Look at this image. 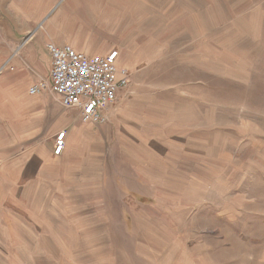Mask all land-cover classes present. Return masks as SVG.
I'll use <instances>...</instances> for the list:
<instances>
[{
    "label": "rangeland",
    "instance_id": "obj_1",
    "mask_svg": "<svg viewBox=\"0 0 264 264\" xmlns=\"http://www.w3.org/2000/svg\"><path fill=\"white\" fill-rule=\"evenodd\" d=\"M57 1L0 0V264H264V0L40 23ZM46 26L78 51H118L130 73L68 158L6 106L33 77L19 51L32 36L42 49Z\"/></svg>",
    "mask_w": 264,
    "mask_h": 264
},
{
    "label": "crops",
    "instance_id": "obj_2",
    "mask_svg": "<svg viewBox=\"0 0 264 264\" xmlns=\"http://www.w3.org/2000/svg\"><path fill=\"white\" fill-rule=\"evenodd\" d=\"M55 1L57 0H41L43 3H40L37 6H49ZM121 1H125L126 3ZM135 1L142 2L143 0H58L55 4H53V6H51L52 8H55L52 13L48 12L40 23H59L70 21L80 23H100L102 21L100 18L107 20L112 13L117 12V9L134 7L133 2ZM135 5H137V7L142 6L141 4L138 5V3ZM43 32L46 34V38L44 44L42 45V49H38L33 45L32 42L34 40V36H32L19 51V57L15 60V64H20L22 66L29 63L33 77H27L26 79L23 78L17 82L18 94L16 97H13L11 101H7L6 106L16 105V108H18L19 123L17 124L18 126H16V131L25 133L26 136L29 137L33 136V141L37 136L52 135L54 133L57 134L58 131L64 129L66 131L64 134V147L60 154L53 155L56 157L60 156L68 158L75 151L77 152L80 150V144L83 143L84 137L87 136L88 129L92 128L88 126V124L92 126L97 124L83 121L78 109L66 108L62 106L57 97L47 88H40L39 92L35 94L29 93L30 87L49 78L51 56L45 43L69 45L75 51L81 52L75 48L77 46L76 43L53 41L52 34L48 31L47 26ZM97 52H99L97 48H91L88 52L82 51L81 53L90 56L105 54L109 51H103L101 53ZM119 56L120 55L118 53L117 64L124 67L120 64ZM42 77L46 78L42 79ZM125 91L126 88L121 90L118 94L117 101L103 111L105 121L98 124H103L108 120L113 106L119 103L120 100H123L128 93ZM2 97L3 94L0 93V103H2ZM53 148L54 145L52 150Z\"/></svg>",
    "mask_w": 264,
    "mask_h": 264
},
{
    "label": "built area",
    "instance_id": "obj_3",
    "mask_svg": "<svg viewBox=\"0 0 264 264\" xmlns=\"http://www.w3.org/2000/svg\"><path fill=\"white\" fill-rule=\"evenodd\" d=\"M51 56L49 78L29 88L30 94L47 88L62 106L76 108L83 121H105L103 111L113 105L121 90L129 85V71L117 64L118 51L86 55L69 45L47 43ZM65 131L56 134L53 154L64 147Z\"/></svg>",
    "mask_w": 264,
    "mask_h": 264
}]
</instances>
